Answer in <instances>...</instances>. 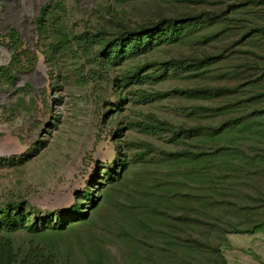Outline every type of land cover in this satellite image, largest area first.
I'll list each match as a JSON object with an SVG mask.
<instances>
[{"label": "rangeland", "instance_id": "obj_1", "mask_svg": "<svg viewBox=\"0 0 264 264\" xmlns=\"http://www.w3.org/2000/svg\"><path fill=\"white\" fill-rule=\"evenodd\" d=\"M202 13L222 15L131 43L120 66L102 54L124 28ZM11 30L25 70L0 78V210L26 204L49 227L9 234L16 248L58 264H264V225L245 233L264 222V0H0V67ZM186 59L203 61L173 62ZM76 205L88 219L55 230Z\"/></svg>", "mask_w": 264, "mask_h": 264}, {"label": "trees", "instance_id": "obj_2", "mask_svg": "<svg viewBox=\"0 0 264 264\" xmlns=\"http://www.w3.org/2000/svg\"><path fill=\"white\" fill-rule=\"evenodd\" d=\"M44 13V12H43ZM222 14L218 13H202L192 15H181L171 19H161L149 26H143L140 29H127L124 28L118 37L110 42H107L102 50V54L106 59L107 63H111L113 66H120L131 48V43L134 44V48L139 49L147 45L159 35L167 32L177 34L180 29L194 28L198 26H210L220 19ZM43 16V14H42ZM183 28V29H182ZM166 39L167 35L165 36ZM6 38L9 40V48L13 55V60L9 67H0V78H6L9 81L15 79V73L25 70V67L20 63L19 58L24 53L22 50L21 38L17 31L11 30ZM214 58H205V60H213ZM201 61L193 60H173L175 63H200ZM144 69H139L137 72L131 74L123 80L126 86L133 85L134 83L142 84L143 78L141 74ZM197 93L215 94L213 90H197ZM218 92V91H216ZM227 92L221 90L218 93ZM175 93L186 94L187 91H176ZM211 129V128H210ZM206 130L204 127L191 128L189 131L201 132ZM211 131V130H210ZM175 155H181L176 153ZM202 155H197V158ZM94 192V191H92ZM88 201L94 206V196L90 191L84 195ZM87 214L83 212L79 205L74 206L68 215L64 217L59 216L54 229L58 231H64L67 226L71 223L78 221H86ZM263 224H259L252 229L245 231V233H255L257 229H260ZM48 224H41L38 220L32 222L31 214L27 212L26 204H14L11 207H7L0 210V264H58L52 253L46 254L45 250L36 246L29 248L27 254H23L20 248H16L13 240L9 237V234L16 233L18 231L25 230L31 234H39L46 232Z\"/></svg>", "mask_w": 264, "mask_h": 264}]
</instances>
